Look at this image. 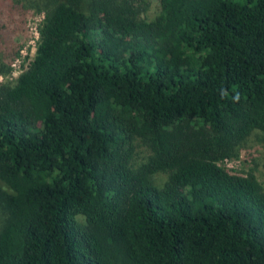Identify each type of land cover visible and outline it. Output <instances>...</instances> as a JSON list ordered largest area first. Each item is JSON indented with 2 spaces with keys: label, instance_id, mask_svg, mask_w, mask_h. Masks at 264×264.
<instances>
[{
  "label": "trees",
  "instance_id": "obj_1",
  "mask_svg": "<svg viewBox=\"0 0 264 264\" xmlns=\"http://www.w3.org/2000/svg\"><path fill=\"white\" fill-rule=\"evenodd\" d=\"M0 77V264H264V0H0Z\"/></svg>",
  "mask_w": 264,
  "mask_h": 264
},
{
  "label": "rangeland",
  "instance_id": "obj_2",
  "mask_svg": "<svg viewBox=\"0 0 264 264\" xmlns=\"http://www.w3.org/2000/svg\"><path fill=\"white\" fill-rule=\"evenodd\" d=\"M157 14L156 4H153L150 10L143 16L148 20H152ZM45 20V14L38 11H31L28 15V32L24 44V50L21 56L14 62L12 67L11 79H17L27 68L29 63L36 55L37 46L40 39V28ZM0 81L5 83L6 79L0 77ZM135 163L143 162L150 154L149 149L141 142H136ZM235 173L247 175L253 173L260 184L264 187V146L261 134H254L247 144L244 145L240 155L236 159L228 160L221 164ZM167 175H159L158 182L163 183Z\"/></svg>",
  "mask_w": 264,
  "mask_h": 264
}]
</instances>
